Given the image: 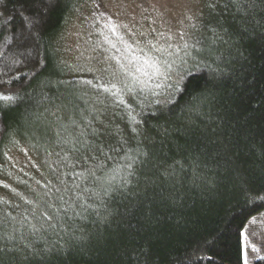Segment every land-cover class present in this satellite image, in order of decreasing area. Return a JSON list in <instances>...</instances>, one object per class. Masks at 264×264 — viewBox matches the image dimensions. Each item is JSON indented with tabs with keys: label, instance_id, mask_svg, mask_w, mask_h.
<instances>
[{
	"label": "trees",
	"instance_id": "trees-1",
	"mask_svg": "<svg viewBox=\"0 0 264 264\" xmlns=\"http://www.w3.org/2000/svg\"><path fill=\"white\" fill-rule=\"evenodd\" d=\"M83 3H0V264H243L264 212V0H204L194 46L101 82L58 45Z\"/></svg>",
	"mask_w": 264,
	"mask_h": 264
},
{
	"label": "rangeland",
	"instance_id": "rangeland-1",
	"mask_svg": "<svg viewBox=\"0 0 264 264\" xmlns=\"http://www.w3.org/2000/svg\"><path fill=\"white\" fill-rule=\"evenodd\" d=\"M83 5L67 23L58 45L65 63L96 79L109 76L112 69L114 77L122 66L142 69L146 61L142 53L150 61L149 51L155 49L181 56L194 46V32L206 17L204 0H84ZM24 156L12 150L10 161L23 166ZM244 231V253L253 264L264 252V212L253 217Z\"/></svg>",
	"mask_w": 264,
	"mask_h": 264
},
{
	"label": "snow or ice",
	"instance_id": "snow-or-ice-1",
	"mask_svg": "<svg viewBox=\"0 0 264 264\" xmlns=\"http://www.w3.org/2000/svg\"><path fill=\"white\" fill-rule=\"evenodd\" d=\"M0 3H3V0H0ZM158 71V70H157ZM0 98H3V99H10V97L8 96H3V97H0ZM157 103H160V101H157ZM253 250L254 251H258V249L255 248V246H253ZM259 260H264V256L262 257H258ZM243 264H249V259H248V254L247 252L244 253V261H243Z\"/></svg>",
	"mask_w": 264,
	"mask_h": 264
}]
</instances>
